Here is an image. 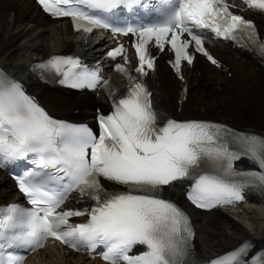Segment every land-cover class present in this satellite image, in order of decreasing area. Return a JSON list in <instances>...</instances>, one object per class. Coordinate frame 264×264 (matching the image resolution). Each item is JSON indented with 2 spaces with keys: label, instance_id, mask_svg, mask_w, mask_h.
Here are the masks:
<instances>
[{
  "label": "snow or ice",
  "instance_id": "obj_1",
  "mask_svg": "<svg viewBox=\"0 0 264 264\" xmlns=\"http://www.w3.org/2000/svg\"><path fill=\"white\" fill-rule=\"evenodd\" d=\"M50 15L68 17L77 31L91 34L106 29L136 37L135 72L147 76L155 60L149 43L174 53L172 67L181 73L182 61L191 65L202 53L218 62L204 47L198 32L237 40L253 39L255 26L230 11L227 0H159L158 22L122 27L109 22L108 14L124 8L146 6L142 0H38ZM264 12V0H245ZM264 51V46H262ZM123 45L110 51L123 57L117 70L127 77L118 95L98 71L83 69L78 59L54 56L35 67L42 73L60 75L73 88L107 90L112 112L99 116L97 136L85 125L54 119L29 96L23 83L0 70V166L25 161L31 167L17 178L29 208L9 205L0 209V264H23L26 256L45 246L51 238L74 251L100 254L106 264H195L191 257L194 238L187 215L174 203L160 198L164 186L180 180L192 182L188 199L201 208L234 204L246 189L264 191V138L237 134L225 125L204 121L167 120L158 124L152 93L125 67L129 63ZM248 159L258 170H239L236 162ZM102 180L126 187L110 192ZM75 193L78 200L93 201L89 208L64 205ZM86 216V223H71ZM145 251L129 255L136 246ZM103 248L97 253V248ZM251 243L244 242L207 264H264V252L250 256Z\"/></svg>",
  "mask_w": 264,
  "mask_h": 264
},
{
  "label": "bare ground",
  "instance_id": "obj_2",
  "mask_svg": "<svg viewBox=\"0 0 264 264\" xmlns=\"http://www.w3.org/2000/svg\"><path fill=\"white\" fill-rule=\"evenodd\" d=\"M74 42L69 25L49 19L33 0H0V62L22 79L53 114L81 120L91 117L94 107L103 104L101 98L50 88L28 74L32 61L69 48ZM221 57L226 67H231L229 70L218 72L202 61L197 62L203 74L197 78L192 71L187 98L182 104L180 82L160 62L155 81L157 105L180 118L223 121L264 138L262 68L258 70V62L248 55L242 54L237 59L233 53H223ZM229 71L235 74L228 77ZM177 188L170 190L173 196H180ZM14 194L11 182L0 172V203L7 202ZM193 216L196 250L206 260L219 258L246 241L264 246V206L257 202L227 206L210 213L196 211ZM58 251L45 250L34 259L35 264H102L98 259L89 260L82 255L73 256L69 262L71 256L63 259L57 255Z\"/></svg>",
  "mask_w": 264,
  "mask_h": 264
},
{
  "label": "rangeland",
  "instance_id": "obj_3",
  "mask_svg": "<svg viewBox=\"0 0 264 264\" xmlns=\"http://www.w3.org/2000/svg\"><path fill=\"white\" fill-rule=\"evenodd\" d=\"M219 91L221 90V88H217Z\"/></svg>",
  "mask_w": 264,
  "mask_h": 264
}]
</instances>
